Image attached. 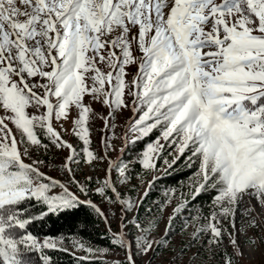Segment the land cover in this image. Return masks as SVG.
Masks as SVG:
<instances>
[{"label":"snow or ice","instance_id":"6c2138e0","mask_svg":"<svg viewBox=\"0 0 264 264\" xmlns=\"http://www.w3.org/2000/svg\"><path fill=\"white\" fill-rule=\"evenodd\" d=\"M73 109L79 151L53 127ZM123 110L136 114L128 124L136 140L160 132L141 154L143 169L156 168L161 140L179 146L173 163L190 152L187 166L196 169L189 197L212 193L193 239L207 237L217 264H239L245 245L264 246V0H0V264H55L46 250H66L63 241L33 234L38 219L83 206L110 229L93 194L119 206L118 231L109 248L76 241L79 250L107 256L118 247L124 260L113 264H138L137 255L155 259L167 244L171 229L154 238L159 221L149 218L151 209L141 218L143 200L121 191L131 181L130 165L110 164L118 177L97 180L95 188L92 177L77 179L81 158H107L90 150V118L111 129ZM50 146L68 153L63 179L48 176L45 161L33 158ZM33 201L38 215L31 214ZM184 255L182 249L162 264H196L199 253L187 261Z\"/></svg>","mask_w":264,"mask_h":264},{"label":"trees","instance_id":"16d2710c","mask_svg":"<svg viewBox=\"0 0 264 264\" xmlns=\"http://www.w3.org/2000/svg\"><path fill=\"white\" fill-rule=\"evenodd\" d=\"M160 135L158 130H154L148 137H144L141 140L133 139L126 147L122 149L120 155L121 162L130 165L131 168V180L132 183L129 187L128 195L131 199L137 200L138 196V180L144 178L148 185L143 191L141 197L143 200L142 205L138 207V212L141 218L145 215V209H151L150 219L158 220V227L165 223V231L162 232L157 239L164 237L166 229H171L169 232V239L167 244L155 254V259L159 258L164 251L169 248V242L171 237L177 234L182 236L184 243L178 248V253L182 249L186 250V253L196 252L199 256L207 255V252L203 249V244L207 238L205 235H200L198 240L190 246H185L186 243L193 241V237L198 235L203 221V214L207 212L208 205L210 203V196L212 193L204 194L197 197L194 201L189 197L190 186L195 179L194 172L196 169V163H193L191 167H188L187 157L190 152L185 151L183 156H179L176 162L173 163V158L178 155L177 144H166L163 141V151L156 156L154 163L156 168L153 170H145L138 162L137 154L143 152L150 142L156 141V138ZM45 142H47L45 140ZM129 158V160H128ZM120 163V162H119ZM154 171H159L157 175H152ZM147 193V197H145ZM95 203L106 213L103 206L98 203V198L95 195L91 197ZM83 200L84 197L81 196ZM167 201V202H166ZM31 208V214L38 215L42 210L41 206L34 201ZM181 203L186 204L185 208H182L179 212H174V209ZM163 205V208H160ZM171 208L170 213L168 209ZM203 213L196 215L198 212ZM107 214V213H106ZM130 214L131 215H134ZM170 217H172L170 222ZM195 217V218H191ZM33 234L44 237H61L65 239L78 238L82 242L91 246L94 249H102L110 247V237L112 232L118 231L117 224L112 221L111 228L106 226L104 219L97 216L90 208L81 206L77 211L70 215L50 216L43 219H38L35 223L30 225L29 229ZM158 228L156 229V231ZM154 232V234L156 233ZM186 236V237H184ZM66 250H46L47 254L54 260L55 264H100L101 261H107V264H113L114 261H123L124 252L118 247H112L110 254L107 256L97 255L89 253L87 251L73 252L68 248ZM153 253H149L148 256L140 257L137 255L138 264H149V262H155L152 259ZM208 259L209 256H207ZM210 261V260H209Z\"/></svg>","mask_w":264,"mask_h":264},{"label":"rangeland","instance_id":"374dc122","mask_svg":"<svg viewBox=\"0 0 264 264\" xmlns=\"http://www.w3.org/2000/svg\"><path fill=\"white\" fill-rule=\"evenodd\" d=\"M134 72V70H133ZM87 99V98H86ZM92 107L99 112L103 116H107L108 109L106 107H102L101 105L97 103H93ZM3 115V113H0ZM136 114L132 113L129 110H123L120 112L114 121L115 127L109 129L106 125L108 124L107 120L104 119H91L89 121V128L91 132V146L90 150L94 152L97 156L107 157L103 160H97L94 161L92 164L84 163L83 158H81L80 166L76 168L77 171V179L81 180L82 182L85 181L86 177H92V180L88 181L89 185L93 188L96 186L97 180H103L106 176H110L112 179H116L118 177V172L114 169L109 172V166L110 164L115 163H125L121 162L120 155L123 152L122 149L126 147L131 141H133L134 138H136V135L131 133L128 128V124L131 122L132 119H134ZM77 117V112L73 109L70 114L69 118L67 120H53V127L61 133V136L63 139L70 141L73 143L74 147L77 148L79 151L82 142L78 140V138L73 133V122L74 119ZM9 127L13 129V134L18 135L17 130L13 127V125L9 124ZM160 143L163 145V140L160 141ZM179 147V146H178ZM178 149V148H177ZM146 150V149H145ZM144 150V151H145ZM137 154L138 159H142V152L138 153V151H135ZM160 152L154 153V156L159 154ZM68 153L62 149H57L54 146H50L49 149L46 152L43 151H36L33 153V158L39 157L40 159L45 161L46 166H42V170L45 171L48 176L51 177H59L63 179L64 173L61 170V166L65 161V158L67 157ZM129 160V158H128ZM26 163H31L30 160H25ZM128 164V163H127ZM73 167H76L73 165ZM159 171H154L152 175H157ZM138 180V196L137 200L141 197L143 191L146 189V185L148 183L144 178L137 177ZM66 182V181H64ZM119 182V181H118ZM134 183L133 180L130 181L126 185V187H122L121 191H124L128 194V190L130 185ZM72 191H77L75 186H72ZM95 195V194H93ZM96 196V195H95ZM130 197V195H129ZM98 203H100L103 208L106 210V213L109 215L110 219L115 222V224H118L119 218H120V212H119V206L118 205H111L109 203H106L104 200H102L100 197H98ZM131 198V197H130ZM249 204H255V200H248ZM171 208L168 209V212L170 213ZM237 226L239 227L240 224L243 222L241 217L237 215ZM165 231V223H163L161 226L158 227V230L156 231L154 235V238H158V236ZM251 235V233H249ZM180 234L174 235L171 237V241L169 242V248H167L163 254L157 259H155V262H152V264H162V261L167 260L173 256L175 253L176 255H179L181 252L178 253V248L183 245L184 240L182 236H179ZM40 239L44 238H52V239H61L63 241L61 247L62 248H68L73 252H81L77 246H75L76 241L82 242L78 238L73 239H65L61 237H44V236H38ZM186 237V236H184ZM241 244H244V237L241 236ZM85 247L87 248L89 245L82 242ZM195 243V240H191L189 243H186L185 246L190 245L192 246ZM228 241L225 239L224 245L227 246ZM94 249V248H93ZM194 249V248H193ZM189 252L186 253V255L182 256L181 259L187 261L188 257H192L196 254V252ZM203 249L207 252V255L205 256H199L196 255V264H201V261L204 262V264H217V261H214L211 258L210 252H209V246L205 243L203 244ZM221 251L224 250L222 247L220 249ZM229 252L231 251V248L227 249ZM244 257L239 261V264H264V246H261L259 248H254L251 245H245L244 246ZM209 256L210 259L207 258ZM210 260V261H209Z\"/></svg>","mask_w":264,"mask_h":264}]
</instances>
